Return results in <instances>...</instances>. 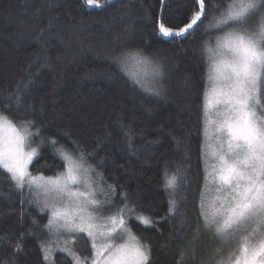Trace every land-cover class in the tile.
Listing matches in <instances>:
<instances>
[{"label": "trees", "instance_id": "trees-1", "mask_svg": "<svg viewBox=\"0 0 264 264\" xmlns=\"http://www.w3.org/2000/svg\"><path fill=\"white\" fill-rule=\"evenodd\" d=\"M217 2L223 5L226 0ZM99 3L97 8L85 0H0V111L10 105L7 114L14 123L34 133L30 141L39 139V131L67 149L77 141L95 150L91 163L103 158L104 189L116 187V206L124 203L120 186L128 194L124 216L131 233L150 247V264H178L181 251L185 257L180 264H216L219 241L203 229L200 216L207 69L202 41L208 33L197 30L196 39L175 40L159 34V23L183 26L198 5L194 0H166V6L160 0ZM205 8L202 19L208 24L209 0ZM209 33L214 37L216 30ZM136 48L164 66L159 96L134 86L126 72H137L113 59ZM22 82L20 99L34 125L20 122L25 113L16 111L15 94ZM38 151L30 172L50 177L64 171L50 144ZM166 170L178 178L174 191L164 186ZM170 194L179 209L171 219L166 218ZM35 195L27 187H11L0 172V264H50L42 244L51 249V264H74L73 256L52 247L57 239L68 241L69 234L57 237L52 230L49 235L44 227L51 218L49 208L40 211L37 204L27 203ZM138 214L154 224L144 225ZM73 235L72 251L82 264H90V239L86 233ZM15 243L22 245L21 251L15 250ZM229 246H224V253Z\"/></svg>", "mask_w": 264, "mask_h": 264}, {"label": "snow or ice", "instance_id": "snow-or-ice-1", "mask_svg": "<svg viewBox=\"0 0 264 264\" xmlns=\"http://www.w3.org/2000/svg\"><path fill=\"white\" fill-rule=\"evenodd\" d=\"M85 3L100 7L99 0H85ZM160 3L166 6V0ZM194 3L198 7L183 26L170 27L165 26L166 21L161 22L159 34L175 40L186 36L196 39L197 30L201 35L208 33L207 39L202 41V51L210 63L213 83L211 101L205 92V108L214 109V119L210 123L213 129L211 155L215 162L209 175L216 195L208 206L210 210H206L205 193L201 192L202 227L219 241L213 257H218L216 264H264V105L261 104L264 96V0H226L223 5L209 0L212 19L208 24L202 19L205 0H194ZM254 20L257 23L253 24ZM209 29L216 30L214 37ZM113 59L119 65H143L146 68L143 75L126 74L134 86L151 95L161 94L164 66L145 55L143 48L125 49ZM22 87L23 82L15 94L16 111L25 113L20 122L34 125V118L29 119L27 106L20 99ZM10 111L8 104L0 111V172L6 174L11 187L21 191L27 187L30 193H36L34 199L27 201L29 205L37 204L40 211L51 208V218L44 226L50 230L49 235L53 234V229L57 237L63 231L69 234L68 241L74 242L76 236L73 234L86 233L94 253L90 254L91 264H150V247L132 235L124 216L128 194L120 186L124 203L122 207L116 206V187L108 185L109 191L104 189L103 158L91 163L96 159L95 150L88 151L77 141H72V148L67 149L54 139L43 138L39 131L35 133L39 139L29 141L28 129L22 132L16 127L15 118L7 114ZM32 143L36 147H31ZM45 143L52 146L54 155L61 157L66 171L44 177L28 170L33 159L39 156V147ZM26 144L29 151H25ZM208 178L206 175L205 179ZM177 180L175 174L169 176L165 171L166 190L174 191ZM73 185L81 187L73 188ZM98 190L105 199L98 198ZM113 207H116L115 212H112ZM178 212L177 201L170 194L166 218L171 219ZM138 219L144 225L154 224L152 218L143 214H138ZM200 227L198 224L197 232ZM233 241L237 244L236 250L230 249L225 254L224 246ZM12 246L17 252L22 250L20 243ZM41 250L47 260L51 249L42 244ZM59 250L73 256L74 264H81L77 254L67 248V241ZM184 257L185 252L181 251L178 264ZM83 259L86 262L88 258Z\"/></svg>", "mask_w": 264, "mask_h": 264}, {"label": "rangeland", "instance_id": "rangeland-1", "mask_svg": "<svg viewBox=\"0 0 264 264\" xmlns=\"http://www.w3.org/2000/svg\"><path fill=\"white\" fill-rule=\"evenodd\" d=\"M212 46L215 47V41H214ZM130 67H131V69L133 71H135V72H137V73H139L141 75H143L144 72L146 71V68L143 65H133V66H130ZM211 75H212V73H211V69H210V63L207 60L205 92L208 93L207 99L209 101H211V99H212L211 89L213 87V83H212V81L210 79ZM202 106H203L202 153H203V168H204V188H203V192L205 193V195L203 197V202H204V204L206 206V210H210V208L208 206H209L210 202L212 201L213 197L216 195V193L214 191H212L214 185L212 183V178L209 175L211 173V171H212V164L215 162L213 157H212V155H211V152L213 150V141L211 139L213 129H212V125L210 123V121L212 119H214V115H213L214 109L211 108V107H208L207 109L205 108V93H204V96H203V104H202ZM16 127H18V126L16 125ZM18 128L23 132L26 127L23 126V127H18ZM205 129H207V133H205ZM33 134H34L33 132H30V131L28 132L29 141L31 140V137L33 136ZM31 147H33L32 144H31ZM34 147H36V146H34ZM29 150H30V147L26 144L25 151H29ZM29 166H28V170H29ZM64 171H66L65 168H64ZM206 175L209 176L208 180L205 179ZM97 183H98V180H97ZM72 187L73 188H80L81 186L80 185H73ZM98 194L101 195L99 190L97 191V195ZM40 196L43 198V194L42 193L40 194ZM201 202H202V200H201ZM200 208H201V206H200ZM49 210H50V213H51V208H49ZM124 212L126 213L127 210L125 209ZM53 230L55 231V229H53ZM60 234L62 236H65L68 233L62 231V232H60ZM71 242L72 241H67V248H69V249H71ZM118 242H120V241H118ZM129 242L131 243L133 241L129 240ZM65 243H66V241H63L61 239H57L56 242H55V245L52 246V247L53 248L55 247L56 249H60L61 247H64ZM236 248H237V244H236L235 241H233L231 243V245L229 246V248L227 249V251H225V254H227V252L230 249L235 251ZM64 252L68 253L67 251H64ZM47 259H48L49 263L51 264V251H50ZM90 264H91V262H90Z\"/></svg>", "mask_w": 264, "mask_h": 264}]
</instances>
